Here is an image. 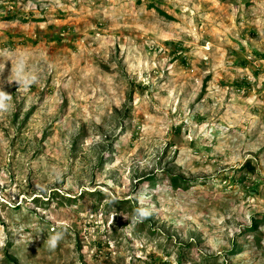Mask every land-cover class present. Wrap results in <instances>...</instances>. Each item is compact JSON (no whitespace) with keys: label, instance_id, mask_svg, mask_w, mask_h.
Wrapping results in <instances>:
<instances>
[{"label":"rangeland","instance_id":"obj_1","mask_svg":"<svg viewBox=\"0 0 264 264\" xmlns=\"http://www.w3.org/2000/svg\"><path fill=\"white\" fill-rule=\"evenodd\" d=\"M10 260L264 264V0H0Z\"/></svg>","mask_w":264,"mask_h":264},{"label":"trees","instance_id":"obj_2","mask_svg":"<svg viewBox=\"0 0 264 264\" xmlns=\"http://www.w3.org/2000/svg\"><path fill=\"white\" fill-rule=\"evenodd\" d=\"M156 10H157V12L158 13H160V14H162V15H164V16H168L166 13H164L163 11H161L160 9H158V8H156ZM8 19L9 20H11V19H16V17L15 16H10V17H8ZM249 170H251V167L250 166H248L247 167ZM247 169V170H248ZM169 184H170V186L171 187H173V188H181L182 187V184H183V181L181 180V179H179V178H177L176 176H169ZM67 200H69L70 198L71 199H75L76 197H65ZM13 208H15L16 210H19L18 208V206H14ZM254 229H256V221H255V223H253L252 225H251V227L248 229V231L249 232H256ZM254 237H259L260 236V233H255L254 235H253ZM234 250H237V248L236 249H234ZM234 250L233 251H231V253L230 254H233V252H234ZM11 261V260H10ZM11 264H12V261H11Z\"/></svg>","mask_w":264,"mask_h":264}]
</instances>
